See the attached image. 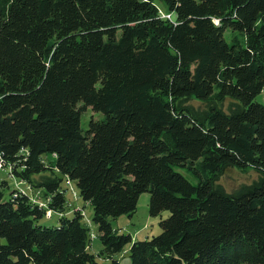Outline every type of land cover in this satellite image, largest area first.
Masks as SVG:
<instances>
[{
    "label": "trees",
    "instance_id": "16d2710c",
    "mask_svg": "<svg viewBox=\"0 0 264 264\" xmlns=\"http://www.w3.org/2000/svg\"><path fill=\"white\" fill-rule=\"evenodd\" d=\"M263 90L264 0H0V168L16 184L6 199L0 183V264H120L127 247L132 264H264ZM230 168L257 178L228 193ZM143 193L169 217L134 242L111 220Z\"/></svg>",
    "mask_w": 264,
    "mask_h": 264
},
{
    "label": "rangeland",
    "instance_id": "374dc122",
    "mask_svg": "<svg viewBox=\"0 0 264 264\" xmlns=\"http://www.w3.org/2000/svg\"><path fill=\"white\" fill-rule=\"evenodd\" d=\"M255 101L260 104H264V90L259 94ZM197 107H204V104L196 100L191 101ZM100 115L88 109L86 113L82 116V128L86 131L89 127V122L92 119H99ZM182 174L193 184L196 180L188 174L186 171H181ZM257 178V174L253 169L240 170L238 168H230L225 174L220 178L219 183L222 185L228 193H232L237 190L242 185H250ZM2 181H7L9 183L10 189L6 191L5 197L9 199L10 191L16 188L15 182L9 177L8 171L6 169L0 170V183ZM18 185V184H17ZM66 186V184L64 185ZM68 187L69 191L67 193V200L70 202L69 210L83 208L85 210V221L89 224L92 231V248L90 252L99 255L102 250V244L98 238V228L93 223L94 211L90 204H87L80 200L78 196L74 197L72 190L78 194V190L75 183H72ZM20 189L27 190L25 185L20 186ZM150 194L143 193L138 202L137 213L133 217L121 216L116 220H111V224L114 230H118L121 234L130 235L133 241H144L151 239L152 237L158 236L162 232L161 221L169 217V212H163L161 216L152 217L150 215L149 209ZM73 215L70 214L69 217ZM50 217V216H49ZM59 215L54 214L51 219L43 218L40 220L42 226L54 227L59 224ZM114 260L118 261L120 264H132L129 257V247L125 249L124 252L116 255ZM99 263L101 264H112V260L106 258H99Z\"/></svg>",
    "mask_w": 264,
    "mask_h": 264
},
{
    "label": "built area",
    "instance_id": "2783aa9c",
    "mask_svg": "<svg viewBox=\"0 0 264 264\" xmlns=\"http://www.w3.org/2000/svg\"><path fill=\"white\" fill-rule=\"evenodd\" d=\"M167 17H169V16H167ZM0 170H1V168H0ZM47 216L48 217L51 216V212H48Z\"/></svg>",
    "mask_w": 264,
    "mask_h": 264
}]
</instances>
